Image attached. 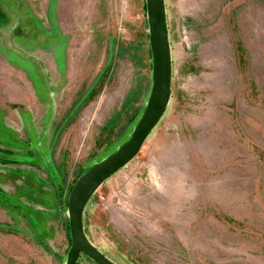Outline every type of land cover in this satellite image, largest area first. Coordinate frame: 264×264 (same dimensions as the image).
Instances as JSON below:
<instances>
[{"label": "rangeland", "instance_id": "1", "mask_svg": "<svg viewBox=\"0 0 264 264\" xmlns=\"http://www.w3.org/2000/svg\"><path fill=\"white\" fill-rule=\"evenodd\" d=\"M144 2L0 0V264H64L71 184L148 98ZM165 7L169 101L85 232L120 264H264V0Z\"/></svg>", "mask_w": 264, "mask_h": 264}, {"label": "water", "instance_id": "2", "mask_svg": "<svg viewBox=\"0 0 264 264\" xmlns=\"http://www.w3.org/2000/svg\"><path fill=\"white\" fill-rule=\"evenodd\" d=\"M148 41L152 56L151 85L144 108L126 140L113 152L81 172L68 196L67 213L71 244L64 264H77L80 253L97 264H120L106 255L87 236L83 224L84 207L97 187L125 165L160 119L171 94L172 56L168 34L165 0H145Z\"/></svg>", "mask_w": 264, "mask_h": 264}, {"label": "trees", "instance_id": "3", "mask_svg": "<svg viewBox=\"0 0 264 264\" xmlns=\"http://www.w3.org/2000/svg\"><path fill=\"white\" fill-rule=\"evenodd\" d=\"M144 5H145V2H144ZM87 167H88V166H87ZM87 167L81 169V171L79 172V174H80L81 172H83ZM79 174H78V175H79ZM78 175L75 177V179H74V181H73V184H71L70 189H69V193H70V191H71V189H72V187H73V185H74V183H75V181H76ZM68 196H69V195H68ZM68 222H69V221H68ZM70 244H71V242L69 243V246H70Z\"/></svg>", "mask_w": 264, "mask_h": 264}]
</instances>
